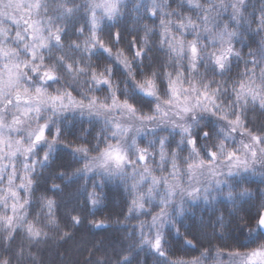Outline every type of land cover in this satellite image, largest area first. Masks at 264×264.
Segmentation results:
<instances>
[{"label":"snow or ice","instance_id":"snow-or-ice-1","mask_svg":"<svg viewBox=\"0 0 264 264\" xmlns=\"http://www.w3.org/2000/svg\"><path fill=\"white\" fill-rule=\"evenodd\" d=\"M8 3L12 11L7 16L24 28L15 32L13 39L20 45L17 48L7 43L9 30L0 23V232L4 233V242L11 247L18 230L33 242L47 237L48 233L28 218L29 208L39 191L38 173L52 164L58 147L63 146L83 165L69 172H58L65 181L92 174L131 179L133 198L125 220L144 212L151 216L148 233L145 232L148 225L140 222L138 247H147L167 264H203L209 250H202L191 260L180 256L172 259L164 229L172 225L175 233L181 235L172 219L170 205L177 204V214L183 216L186 200L202 199L210 203L215 200L209 197L213 186L223 189L224 185L228 186L225 199L234 202L237 195L231 177L251 174L264 179V3L252 10L256 14L253 19L252 12L247 11L248 0H207V3L179 0V4L195 10V15L183 12L179 4L173 7L172 0H136L133 12L144 11L135 13L129 26L131 33L139 34L130 36V51L114 48L104 39L105 22L117 25L128 14V0H8ZM229 9L231 19L221 21ZM3 15L0 11V16ZM145 16H150L152 21L145 20ZM243 25L253 35L258 34L254 43L242 31ZM155 33H158L156 41ZM108 36L116 45L123 39L122 32L115 28ZM201 38L206 48H211L207 53L209 63L220 73L229 70L234 57L243 62V70L234 80L222 81L225 87L230 84V104L220 103L221 85L200 80L186 84L182 73L175 76L168 73L167 98L161 97L155 74L139 80L132 74L133 59L143 63L154 43L163 50L165 64L187 61L193 73L199 72L205 55ZM238 40L249 43L246 53L237 45ZM99 50L129 71L135 90L157 101L149 111L139 109L129 96L120 94L111 69L92 65ZM57 52L62 54V63L69 60L64 67L73 73L75 80L86 77V84L103 90L106 95H90L87 91L51 92L39 85H25L26 79L32 80L30 73L39 76L42 83L59 78L56 68L45 57L46 53L51 56ZM71 53L79 54L78 67L71 62ZM68 111L102 120V131L110 132L111 138L102 148L97 144L93 151L82 142H65L60 127L50 133L54 118ZM201 112L217 118L219 126L206 129L200 121ZM163 128L169 131L149 136ZM175 133L179 135L174 137ZM201 138L211 144L206 151L201 149ZM157 158L159 166L155 164ZM51 189L63 191L55 182ZM238 196L247 199L253 193L241 186ZM39 201L47 224L59 227L56 200L40 192ZM88 201L93 212L103 205L95 188L89 193ZM153 204L158 205L156 210L152 209ZM70 220L73 227L81 223L79 215L70 214ZM89 223L96 228L107 226L104 220ZM257 233H264V204L257 211L254 226L248 229L250 237ZM64 236L67 238L69 233L64 232ZM183 243L197 246L187 237ZM249 249L243 253L230 251L228 264H264V236ZM23 251L19 249L17 255L22 256ZM213 251L215 264H225L222 249L215 247ZM128 260L129 255L125 254L120 264ZM0 264H9V259L0 258Z\"/></svg>","mask_w":264,"mask_h":264},{"label":"trees","instance_id":"trees-1","mask_svg":"<svg viewBox=\"0 0 264 264\" xmlns=\"http://www.w3.org/2000/svg\"><path fill=\"white\" fill-rule=\"evenodd\" d=\"M136 0H128V14L119 21L117 25L105 22L104 32L109 35L113 28H121L123 39L135 13L143 14V9H135L133 6ZM206 3L207 0H204ZM264 0H248L247 11L252 12L253 19L255 13L252 11L258 8ZM179 0H172V6L176 7ZM180 9L185 13H193L195 10L188 8L186 4H179ZM178 15V14H177ZM221 21L231 19V11L223 13ZM145 20L152 21L150 16H145ZM154 22V21H153ZM9 30L7 43L19 48L20 45L13 39L16 31H23L24 25H15L10 21L0 19ZM242 31L251 37L254 43L257 35H253L246 25L242 26ZM191 38V33H189ZM122 39V40H123ZM158 39V33L153 35V40ZM206 41V37L204 38ZM243 40H238L237 45L241 46ZM155 45V43H154ZM249 43L243 42L245 52ZM154 59L159 61L163 56V50L153 49ZM240 68L243 69V62L240 61ZM232 99V97H230ZM251 114V109L249 110ZM215 129V128H213ZM169 131V130H166ZM159 136L160 133H149V136ZM174 137L179 133L173 134ZM75 139V136L70 137ZM142 139H144L142 137ZM86 144V143H85ZM87 145V144H86ZM95 154V153H93ZM156 162V161H155ZM82 163L72 158L69 149L60 146L53 158L51 165L38 173L40 176L39 191L35 193L29 208L28 218L37 227L47 232V237H42L39 241L33 242L25 238V233L18 230V237L9 247L4 242V233L0 232V258H8L9 264H120L122 256L129 255V260L124 264H167L163 258L157 256L147 247H138L140 240V222L146 225L145 232L150 229L151 216L148 212L140 215L133 214L125 220L127 208L133 198L131 189V179L129 177L114 176L105 178L102 175L92 174L87 177L78 176L70 181H65L58 172H69L77 167H82ZM166 174V173H165ZM102 181V183H101ZM233 192L237 195V200L232 202L225 199L228 186L223 189L210 191V203H205L202 199L196 202L186 200L184 202V214L179 216L177 204L170 205V212L175 225L179 228L181 235H177L172 225L164 229L166 236V246L172 259L180 256L182 259L191 260L200 255L201 249L209 250V256L203 264H215V247L221 248L223 260L230 251L247 252L254 247L258 238L262 236L257 233L250 237L248 229L254 226L257 211L264 204V179L251 174L233 176L230 178ZM59 184L63 191H53L51 184ZM83 186V187H82ZM241 186H246L253 193L247 199H240L238 192ZM93 188L103 201V205L94 212L91 210L88 195ZM40 192H45L51 199L56 200V218L59 227L47 224V218L41 211L39 201ZM179 198L177 197V200ZM153 210L158 208L157 204L151 205ZM70 214L79 215L81 223L73 227ZM222 217V219H221ZM90 220H104L106 227H93ZM223 225V227H221ZM64 232H68L66 238ZM193 239L197 246L189 247L183 243V238ZM23 249V255L18 256L17 251ZM225 261V260H224Z\"/></svg>","mask_w":264,"mask_h":264},{"label":"clouds","instance_id":"clouds-1","mask_svg":"<svg viewBox=\"0 0 264 264\" xmlns=\"http://www.w3.org/2000/svg\"><path fill=\"white\" fill-rule=\"evenodd\" d=\"M207 3V2H206ZM11 5L9 3H4V9H10ZM9 12L4 11V15L7 16ZM130 26V25H129ZM118 31L122 32V29L117 27L115 28ZM132 35H139L138 33H131L129 31V27L127 32L124 34V39L122 40L120 45L114 44L108 35L104 36V39L109 43H112L114 48L123 47L125 49L129 48V38ZM69 36H71V30L69 32ZM245 42V41H243ZM243 42L241 46L243 47ZM201 48L205 49V55L201 60L200 71L197 73H193L188 67V62L184 61L181 63H177L175 65H169L164 63L163 56L160 57V60L157 61L154 59V47L160 48L158 45H153L150 50V55L145 57L143 63L136 61L133 59V67L131 69L132 74H134L137 80L142 79L144 76H151L155 74L159 91L162 98H167V84H168V73H172L175 76L177 73H182L185 79L186 84H190L193 80H200L202 82H211L213 85H221L220 88V103H231L230 97L232 96L230 84L228 87L222 85V81H232L234 80L238 74L243 70L240 68V60L233 58L231 63V67L226 73H220L218 70L211 65L207 59V53L211 51L210 47L206 48L203 38H201ZM161 49V48H160ZM246 53V52H245ZM61 53L57 52L54 55L49 56L47 53L45 57L47 59V63L54 66L57 70L58 79L53 80L48 83H42L39 76H36L34 73H30L32 76V80H25L24 84L29 87H34L36 85L45 87L47 90L51 92L60 91H74L79 94L81 91H87L90 95H99L103 97L106 93L100 89H93L90 83H85L86 77H80L77 81L73 78V73L68 72L64 65L69 63L68 59H64L63 63L61 62ZM71 62L77 64L80 61L79 54L71 53ZM87 63V61H84ZM92 65L97 67H102L106 69H111V74L113 77V83L119 84V92L121 95H127L131 98V100L138 106L139 109L143 111H149L151 107L157 102L152 97L145 96L142 92L135 90V85L133 79L130 78L129 71L125 70L121 67L120 64L116 63V61L108 56L103 50H99L94 54V59L92 60ZM200 121L206 125L207 128H216L219 126V121L213 115L201 112L199 113ZM56 127H60L63 129L62 139L69 143L74 144L78 142L86 143L87 146L95 151L97 144L99 147H103L105 142L111 138V133L103 129V121L97 119L96 117H89L87 114L81 115L80 112H72L68 111L66 114L60 116H56L53 120V127L50 129V133L55 130ZM205 129V130H206ZM167 128L160 129V135L168 132ZM75 136V139H71L70 137ZM211 144L201 138V149L202 151H206ZM135 160V157H132ZM159 158L156 160V166H159ZM264 191V189H262ZM260 210V209H259ZM255 223V221H254ZM207 248L201 249L204 250Z\"/></svg>","mask_w":264,"mask_h":264},{"label":"rangeland","instance_id":"rangeland-1","mask_svg":"<svg viewBox=\"0 0 264 264\" xmlns=\"http://www.w3.org/2000/svg\"><path fill=\"white\" fill-rule=\"evenodd\" d=\"M4 3H8V0H3V3L0 4V11H3V12H4V11H7V12L12 11L11 9H4V8H3V4H4ZM24 7L27 8V4H25ZM15 15H17V17H19V13H18V12H16ZM0 19H2V20L5 19V20H7V21H10L12 24H14V23L12 22V20H11L8 16H5V15L0 16ZM15 25H16V24H15ZM13 135H15V134H13ZM155 163H156V162H155ZM157 171L159 172V169H157ZM165 173H166V172H165ZM229 259H230L229 256H227V257L224 259V260H225V261H224L225 264H228Z\"/></svg>","mask_w":264,"mask_h":264},{"label":"water","instance_id":"water-1","mask_svg":"<svg viewBox=\"0 0 264 264\" xmlns=\"http://www.w3.org/2000/svg\"><path fill=\"white\" fill-rule=\"evenodd\" d=\"M262 234V236H264V233H261Z\"/></svg>","mask_w":264,"mask_h":264}]
</instances>
